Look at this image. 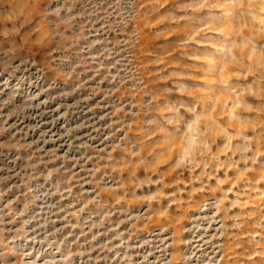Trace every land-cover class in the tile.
<instances>
[{
    "label": "rangeland",
    "instance_id": "rangeland-1",
    "mask_svg": "<svg viewBox=\"0 0 264 264\" xmlns=\"http://www.w3.org/2000/svg\"><path fill=\"white\" fill-rule=\"evenodd\" d=\"M0 264H264V0H0Z\"/></svg>",
    "mask_w": 264,
    "mask_h": 264
}]
</instances>
